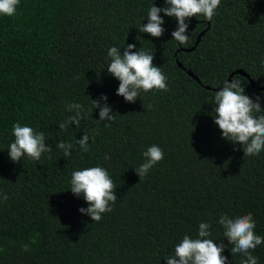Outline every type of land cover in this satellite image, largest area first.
Returning a JSON list of instances; mask_svg holds the SVG:
<instances>
[{
  "label": "trees",
  "instance_id": "obj_1",
  "mask_svg": "<svg viewBox=\"0 0 264 264\" xmlns=\"http://www.w3.org/2000/svg\"><path fill=\"white\" fill-rule=\"evenodd\" d=\"M153 4L166 6L165 0H20L14 16L0 15V264H167L185 234L198 237L201 222L211 224L208 238L226 245L225 264H241L246 257L232 255L218 223L224 213H252L254 231L264 237V151L244 156L242 145L222 137L213 99L231 76L264 108V89L255 87L264 82V0H221L211 22L186 20V46L172 38L177 21L163 12L161 37L139 31ZM129 43L153 53L167 91H141L134 103L116 94L108 49L122 53ZM102 94L112 122L100 121L93 108ZM71 103L83 105V119L79 128L61 131L59 124L75 114ZM14 123L43 132L52 151L39 161L25 155L13 162ZM85 132L88 152L76 144ZM60 141L74 145L71 156H63ZM153 144L164 158L140 179L135 168ZM93 166L108 170L118 196L99 222L79 211L89 205L70 190L71 173ZM252 255L264 264V244Z\"/></svg>",
  "mask_w": 264,
  "mask_h": 264
},
{
  "label": "clouds",
  "instance_id": "obj_2",
  "mask_svg": "<svg viewBox=\"0 0 264 264\" xmlns=\"http://www.w3.org/2000/svg\"><path fill=\"white\" fill-rule=\"evenodd\" d=\"M20 0H0V15L14 16ZM221 0H165L163 8L150 7L147 13L146 24L139 27L142 33H148L152 37H161L165 29L163 12L168 17H174L177 27L172 31V38L180 45H188L190 35L188 34L189 24L186 20L192 17L203 16L211 22L216 15V9ZM136 45L127 44L121 53L120 48L112 46L108 49L110 63L107 71L119 80L116 94L122 96L126 102L134 103L141 91H167V76L161 67L153 63L154 55L145 50L133 51ZM106 94H102L99 100H92L93 108H99L100 121H114L115 114L111 107L100 100L107 101ZM214 122L221 130L222 137L243 146L244 156L258 155L264 151V108L259 102L245 94V89L239 79L232 78L231 82L225 80L222 88L214 94ZM151 107V106H149ZM69 111L75 114L69 116L65 122L59 124L61 131H66L69 125L75 123L79 128L83 119V105L71 103L67 105ZM92 111V109H89ZM105 126H110L105 123ZM14 141L8 148L9 157L13 162H20L25 155L35 161H39L43 153H50L51 147L45 142V134L37 132L32 127L14 123L12 127ZM89 135L87 132L76 144L84 151H89ZM94 142V137H93ZM63 150V156H71L74 145L70 142L60 141L56 145ZM236 150V149H234ZM144 162L135 168L141 178L145 177L149 170L158 162L163 160L164 152L159 146L153 144L143 152ZM110 157L105 155V160ZM49 159L51 157L49 156ZM70 190L77 197L83 199L89 205L81 207L79 211L89 215L94 222L102 219V214L112 211L118 196L115 194L116 185L110 177L106 168L101 166L86 167L81 170H74L71 173ZM6 201L7 195L3 196ZM218 223L223 227V236L231 245L232 255L242 254L246 259L241 264H258V258L252 255L258 245L264 244V237L254 231L256 222L252 213L237 215L230 218L227 213L220 216ZM211 224L201 222L198 227V237L191 238L185 234L183 239L175 245L174 254L165 257L167 264H225L228 257L222 255L226 245L223 242L214 243L211 236ZM34 240V238H33ZM24 251L29 250V245L24 244Z\"/></svg>",
  "mask_w": 264,
  "mask_h": 264
},
{
  "label": "water",
  "instance_id": "obj_3",
  "mask_svg": "<svg viewBox=\"0 0 264 264\" xmlns=\"http://www.w3.org/2000/svg\"><path fill=\"white\" fill-rule=\"evenodd\" d=\"M200 35H201V33H200ZM198 40H199V36L197 37V41H196V43L198 42ZM195 43V44H196ZM192 48H194V47H192ZM179 65H180V63H178ZM187 73L189 74V75H191L193 78H195V79H197V76H195L191 71H189V70H187ZM234 73H239V74H242V75H244L245 77H247L248 78V80H249V82L251 83V85L252 86H255V83H254V81L249 77V75L246 73V72H244L242 69H237ZM231 76L228 78V80H229V82L231 81ZM198 80V79H197ZM257 89H264V82H263V84L261 85V86H255ZM220 88H222V87H218V88H215V90H220Z\"/></svg>",
  "mask_w": 264,
  "mask_h": 264
}]
</instances>
